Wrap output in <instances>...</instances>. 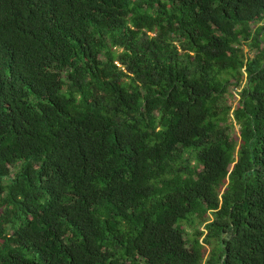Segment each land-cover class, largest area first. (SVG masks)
Instances as JSON below:
<instances>
[{
    "label": "trees",
    "instance_id": "16d2710c",
    "mask_svg": "<svg viewBox=\"0 0 264 264\" xmlns=\"http://www.w3.org/2000/svg\"><path fill=\"white\" fill-rule=\"evenodd\" d=\"M262 21L264 0H0V264H264Z\"/></svg>",
    "mask_w": 264,
    "mask_h": 264
},
{
    "label": "rangeland",
    "instance_id": "374dc122",
    "mask_svg": "<svg viewBox=\"0 0 264 264\" xmlns=\"http://www.w3.org/2000/svg\"><path fill=\"white\" fill-rule=\"evenodd\" d=\"M264 25V21H262L260 24L258 25H254V29H256L257 27ZM245 51L249 54L250 51V47L246 44V46H244ZM115 51H120L118 48H114ZM251 54H253V52H251ZM245 84V79H243L241 86L238 87H231L230 89V95H229V102L232 103L233 108L236 106V104L238 103L239 99H240V94L239 92H241V90L243 89V85ZM235 89V90H234ZM234 91V93H233ZM231 121L233 122V126H232V135L234 136L235 139H237L239 141L240 138V125L237 124V122L231 118ZM210 218H212V216H210ZM201 226V229H204V225L199 224V219H195L194 223L188 224V223H184V227L186 228V230L188 231L190 236H194L195 235V231L196 229ZM210 250V247H208V252Z\"/></svg>",
    "mask_w": 264,
    "mask_h": 264
}]
</instances>
